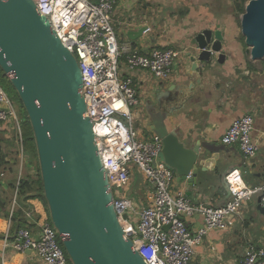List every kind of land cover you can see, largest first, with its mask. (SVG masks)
<instances>
[{
    "label": "water",
    "instance_id": "obj_1",
    "mask_svg": "<svg viewBox=\"0 0 264 264\" xmlns=\"http://www.w3.org/2000/svg\"><path fill=\"white\" fill-rule=\"evenodd\" d=\"M241 29L246 54L252 60L264 59V0L245 5ZM185 58L186 74L197 78L224 64L223 32L207 28L197 33ZM0 68L27 113L43 196L72 264H147L115 211L113 187L87 114L78 60L34 0H0ZM184 89L174 84L159 92L147 115L151 131L163 141L160 159L179 182L197 187L200 174L214 169L226 148L211 142L188 146L167 127V119L178 110L170 103L185 99ZM245 175H252L247 167ZM256 207L264 212L262 195L256 198ZM19 228L20 221L13 238Z\"/></svg>",
    "mask_w": 264,
    "mask_h": 264
},
{
    "label": "built area",
    "instance_id": "obj_2",
    "mask_svg": "<svg viewBox=\"0 0 264 264\" xmlns=\"http://www.w3.org/2000/svg\"><path fill=\"white\" fill-rule=\"evenodd\" d=\"M34 1L78 60L87 114L93 122L101 159L113 187L115 211L123 231L147 264H190L195 248L211 230H228L232 218L239 216L244 206L259 195L264 204V186L248 184L239 169L225 176L230 193L226 204L194 203L183 191L174 189L176 174L160 159L162 139L153 131L143 134L137 126L135 111L141 98L134 71L147 70L156 79L165 80L173 72L179 56L177 50L154 49L142 54L121 45L113 22L116 0ZM124 55L125 72L120 64ZM23 122L16 102L0 83V124L14 130L20 151L10 223L19 201L24 163L30 161L25 152ZM254 124V116L245 114L235 119L221 138L224 145H237L247 161L258 151L252 138ZM135 171L152 188L146 206L127 195ZM197 215L203 218V225L192 231L186 219ZM37 223V235L28 227H20L12 239L8 233L6 247L15 252L30 250L44 264H71L62 245L63 238L51 220L43 218ZM243 264H264V244L250 243Z\"/></svg>",
    "mask_w": 264,
    "mask_h": 264
},
{
    "label": "crops",
    "instance_id": "obj_3",
    "mask_svg": "<svg viewBox=\"0 0 264 264\" xmlns=\"http://www.w3.org/2000/svg\"><path fill=\"white\" fill-rule=\"evenodd\" d=\"M241 16L242 13L233 11V0H116L113 11L119 43L130 51L149 54L154 49L173 48L179 54L171 76L165 80L156 79L147 70L134 71L141 98L135 111L136 123L143 134L151 131L148 107L156 102L159 92H165L174 84L184 86L186 98L176 105L170 103L171 108L178 110L171 113L166 125L188 146L207 142L223 146L221 138L235 119L245 114L254 116L252 138L258 144L254 158L247 161L237 145H224L226 151L221 153L214 169L200 174L197 187L179 182L175 176L174 189L183 191L196 204H226L230 193L225 176L234 169L245 174V167L249 168L252 175H245L247 183L264 186V77L242 71L237 66L247 48L241 40ZM147 27L150 30L146 32ZM207 28L223 32L227 59L224 64H216L202 78L188 76L186 52L196 34ZM124 62L125 55L120 62L125 72ZM9 130L7 125L0 124V137L11 138ZM2 147L8 164L0 167L4 170L0 171V264H44L32 251L15 252L6 247L7 234L9 239L13 238L18 221L25 220L26 227L37 235L39 220L32 203H26V207L20 199L16 211L22 210L23 214L16 221L12 218L10 223L13 184L20 165L15 166L17 158L11 157ZM26 164L24 177L35 178L33 163L26 161ZM145 182L136 172L129 187L141 206H146L152 197V188ZM186 220L192 231L203 225V218L199 215ZM250 243L264 244V212L257 209L256 197L244 206L239 216L232 218L228 230L215 229L204 236L202 243L195 248L191 264H243Z\"/></svg>",
    "mask_w": 264,
    "mask_h": 264
},
{
    "label": "trees",
    "instance_id": "obj_4",
    "mask_svg": "<svg viewBox=\"0 0 264 264\" xmlns=\"http://www.w3.org/2000/svg\"><path fill=\"white\" fill-rule=\"evenodd\" d=\"M246 1L247 0H242V2L238 4L237 6L238 12L244 13ZM7 81L9 83H7ZM0 83L4 87V89L10 94V96L14 99L18 107L19 113L24 119V122H23L24 133L23 134H24L25 152L28 153L29 160L31 163H33V160L34 159L38 160V157H37V150H36L35 140L33 136V131H32L29 119L27 117V113L23 107L21 100L19 99L18 94L16 93L15 89L13 88L10 81L8 80V77L5 75V73L3 72L1 68H0ZM6 164H8V161L6 160V154L3 152V150L0 147V167ZM36 168H35V171H36L35 178H29V177L22 178L21 184L19 187V195L21 199H23L22 203L24 206L27 207L26 203L31 204V200L37 198L44 202V205L47 211L49 212L47 203L43 196V182L41 179L39 164L36 166ZM14 187H15V184H13V188ZM22 214H23L22 210L15 211L13 219L15 221L18 220ZM49 220H51L50 215H49ZM27 224L28 223L23 219L20 221V227H24V225H27Z\"/></svg>",
    "mask_w": 264,
    "mask_h": 264
},
{
    "label": "rangeland",
    "instance_id": "obj_5",
    "mask_svg": "<svg viewBox=\"0 0 264 264\" xmlns=\"http://www.w3.org/2000/svg\"><path fill=\"white\" fill-rule=\"evenodd\" d=\"M241 2H242V0H233V11L238 12L237 6ZM248 2H249V0L246 1L245 5ZM241 40L244 44V48L247 47L245 45V42H244V40H245L244 36H242ZM237 66H240L239 69L242 71H249L250 73H254V74H262L261 76L264 77V59H261V60L254 62V61H252L251 57H248V55L245 53V51H243V53H242V62L240 63V65H237ZM7 83H9V82L7 81ZM9 132L12 133V137L11 138L0 137V145H1V147L3 146L5 148L6 152L11 157H13L14 159L17 158V162L15 163V166H17L18 164L20 165V160L18 163V158H20L19 157L20 151H18V145H17V140H16L14 130L11 129V130H9ZM23 133H24V131H23ZM26 154H28V153H26ZM33 165H35V168H36V166L38 165L37 159L33 160ZM26 168H27V164L24 163V169H26ZM0 171H4V170L1 169ZM135 172H138V171H135ZM25 174H26V172H25ZM138 176H141V180H143V175H140L139 172H138ZM145 183H146V185L149 186V183L147 181ZM127 195L130 197H133L134 199H138L137 195L133 192V190H131V191L128 190ZM20 199H21V197L19 195L18 200H20ZM31 203H32L33 209L35 210V214H38V216L36 217L37 220H41L43 218L49 219V212L47 211V209L44 205V202L42 200L35 198V199L31 200ZM41 203H43V207L41 206ZM25 226H27V225H24V227ZM12 231H13V229H12Z\"/></svg>",
    "mask_w": 264,
    "mask_h": 264
},
{
    "label": "flooded vegetation",
    "instance_id": "obj_6",
    "mask_svg": "<svg viewBox=\"0 0 264 264\" xmlns=\"http://www.w3.org/2000/svg\"><path fill=\"white\" fill-rule=\"evenodd\" d=\"M248 57H250V56L248 55Z\"/></svg>",
    "mask_w": 264,
    "mask_h": 264
}]
</instances>
